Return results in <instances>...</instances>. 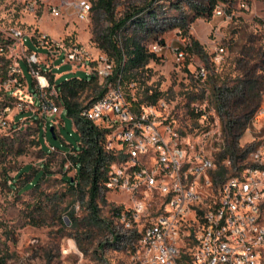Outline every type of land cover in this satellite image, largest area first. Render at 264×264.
Listing matches in <instances>:
<instances>
[{"label": "rangeland", "instance_id": "obj_1", "mask_svg": "<svg viewBox=\"0 0 264 264\" xmlns=\"http://www.w3.org/2000/svg\"><path fill=\"white\" fill-rule=\"evenodd\" d=\"M84 1L90 4V12L81 20L69 4L74 0H0V45L4 48L0 53V119L5 122L0 125V260L4 264H75L80 256L89 264H101L95 251L101 228L87 223L86 197L69 191L62 180L64 174L72 177L75 172L63 162L65 151L49 146L68 149L67 144L77 145L73 121L62 106L51 120L45 119L37 107L35 89L39 75L49 82L51 77L60 82L86 75L81 65L67 63L66 52L82 48L90 56V71L100 53L104 54L92 41V29L105 27L106 18L93 9L92 0ZM143 1L115 0V18L130 4ZM200 1L154 2L156 20L148 19L147 23L160 33L157 41L161 39L164 48L155 53L157 59L140 69L137 81L121 86L125 100L136 112L148 105L145 95L158 92L156 103L149 105L154 106L155 123L163 138L177 142L189 156L211 157L218 170L219 155L227 146V113H233L241 103H233L231 97L241 100L244 88L250 82L256 84L259 102L252 114L248 110L240 120L246 127L237 141L238 158L228 156L229 163L228 159L222 162L227 168L224 176H229L250 164L251 152H264V0H228L222 15L197 17L193 6ZM52 7L58 8L57 15L51 14ZM150 34L142 40L146 49L154 41ZM43 36L60 47L35 46ZM190 38L198 42L201 52L184 49ZM178 50L183 51V57H178ZM216 55L221 58L218 63L214 62ZM16 66L19 72L14 70ZM199 67L206 70L204 78L196 76ZM94 94L85 91L77 100L88 105ZM54 101L59 104V97ZM201 114L205 118H200ZM45 124H52L60 138L53 140L47 132L46 140L40 143ZM232 160H237L240 169L236 170ZM27 165L31 170L23 173ZM40 168L45 174L39 184L24 187L32 171ZM130 204L127 194L105 191L98 199L100 218H109L113 206L125 208ZM155 212L156 207L149 211L151 216ZM71 214L76 225L69 221L64 224L62 221ZM116 230L123 232L119 226ZM127 244L105 248V261L125 264Z\"/></svg>", "mask_w": 264, "mask_h": 264}, {"label": "built area", "instance_id": "obj_2", "mask_svg": "<svg viewBox=\"0 0 264 264\" xmlns=\"http://www.w3.org/2000/svg\"><path fill=\"white\" fill-rule=\"evenodd\" d=\"M69 4L79 19L88 18L87 1ZM50 12L57 15L58 8L52 7ZM223 12V5L216 4L212 15ZM45 37L37 47H60ZM163 48L157 39L147 46L154 53ZM3 51L0 45V53ZM177 55L183 57L184 53L178 50ZM65 57L67 63L81 65L86 75L93 73L100 85H106L105 93L80 115L105 132L104 149L113 156L106 180L99 185L100 194L123 192L131 200L125 208L110 209L115 226L123 230H116L121 237L115 247L128 242L125 264H264V152H251L250 164L235 174L216 176L211 157L189 156L177 142L163 138L155 123L153 105L137 112L131 108L124 98L120 76L109 81L113 61L100 53L90 71V56L82 48L66 52ZM34 59L33 55L31 61ZM220 59L216 55L214 62ZM14 70L19 72V66ZM196 76L204 78L205 68L199 67ZM35 89L37 107L45 119L51 120L60 112V105L54 101L59 97L57 88L39 75ZM200 118L205 116L201 114ZM4 123L0 119V125ZM165 130L171 133L169 128ZM153 207L156 212L151 216ZM142 220H146L142 228L136 229ZM75 264L89 263L80 256ZM101 264L107 263L103 259Z\"/></svg>", "mask_w": 264, "mask_h": 264}, {"label": "trees", "instance_id": "obj_3", "mask_svg": "<svg viewBox=\"0 0 264 264\" xmlns=\"http://www.w3.org/2000/svg\"><path fill=\"white\" fill-rule=\"evenodd\" d=\"M92 1L93 9L101 12L107 21L105 27H93L92 41L102 53L107 55L108 60L114 62V69L112 75L109 77V81L114 82L119 76L121 84L128 85L131 82L137 81V75L140 73V69H143L150 60L157 59L154 52L144 47L142 40L149 33H151L150 35L153 37V40L157 39L160 34L158 31L151 29L147 23L148 19L156 20L153 4L160 0H144L140 5L130 4L118 18L114 16L115 0ZM227 1L201 0L198 5L193 6L194 14L197 17L210 16L216 4L224 5ZM137 32H140L141 36ZM189 41L184 47L185 50L189 52H201V46L196 40L190 38ZM159 42L162 43V40L160 39ZM27 68L28 70L30 68L28 63ZM50 82L57 88L59 105L62 106L66 116L73 121L77 145L72 146L71 144H67L68 149H61L52 144L49 146L64 150L65 158L63 162H68L70 167L75 170L72 177H67L64 174L62 180L66 183L69 191H73L81 198L86 197L87 223L98 226L102 231L97 249L95 250L98 251L96 254L99 260L102 261L103 259L105 260L103 250L105 248L116 249L115 245L121 237L116 231L111 214L109 218H100L98 207V199L100 197L99 185L106 180L109 164L113 156L104 149L105 132L80 115V112L87 105H81L77 99L83 92L89 91L90 93H95L91 101L93 102L105 93L106 85H100L93 73L79 78L72 77L66 80L63 79L60 82L53 81V77H51ZM31 84L33 85V80ZM259 89L256 84L250 82L244 88L241 100L235 96L231 97L233 103L238 101L241 103L239 105L240 108L237 107L234 109L233 113H227V125L224 127L228 136L227 146L223 148L219 155L218 159L220 162L216 176L223 177L225 175L227 168L222 163L225 159L230 160L229 157L232 156L238 158L237 153L240 151V148L237 145V141L246 127L244 123H240V120L246 116L248 110H250L248 112L249 114L253 113L259 102ZM232 93L230 89L229 96ZM158 98V92L144 96V100L147 101L148 105L156 103ZM140 107L138 104V108ZM50 127L53 129L52 132H50ZM40 131V143L46 140L47 132H49L53 140L60 138L59 132L56 133L54 127L50 124H45L44 129ZM42 149L47 152L49 147L42 146ZM232 162L236 170L240 169L236 165L237 160H232ZM43 167L46 168L45 165ZM26 170H31V167L29 165L25 166L23 173H26ZM44 174L45 171L43 168L32 171L30 181H26L24 187H36L44 177ZM17 175L20 177L21 172L17 173ZM66 219L62 221L64 224H66V221H69L71 224L76 225V220L72 214L70 216L67 215ZM82 249L84 248L82 247ZM106 263L109 264L107 261ZM0 264H4V262L0 260Z\"/></svg>", "mask_w": 264, "mask_h": 264}, {"label": "water", "instance_id": "obj_4", "mask_svg": "<svg viewBox=\"0 0 264 264\" xmlns=\"http://www.w3.org/2000/svg\"><path fill=\"white\" fill-rule=\"evenodd\" d=\"M52 130H53L52 127H50V132H52Z\"/></svg>", "mask_w": 264, "mask_h": 264}]
</instances>
